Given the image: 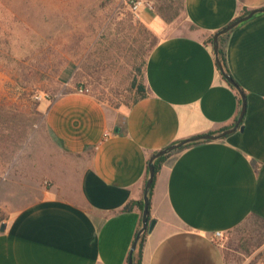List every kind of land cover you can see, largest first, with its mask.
<instances>
[{"label":"crops","instance_id":"obj_1","mask_svg":"<svg viewBox=\"0 0 264 264\" xmlns=\"http://www.w3.org/2000/svg\"><path fill=\"white\" fill-rule=\"evenodd\" d=\"M263 7L264 0H183L193 29L162 35L146 59L147 95L130 107L78 93L67 64L58 76L63 93L38 106L42 129L6 151L0 264H127L149 159L181 140L231 128L238 117L240 96L221 76L206 37ZM137 17L158 32L173 27L147 6ZM223 48L246 98L243 129L166 155L152 187L155 225L142 236L141 264H227L238 247L224 248L213 235L264 225V12L234 27ZM12 137L22 142L25 133Z\"/></svg>","mask_w":264,"mask_h":264},{"label":"rangeland","instance_id":"obj_2","mask_svg":"<svg viewBox=\"0 0 264 264\" xmlns=\"http://www.w3.org/2000/svg\"><path fill=\"white\" fill-rule=\"evenodd\" d=\"M142 1L173 27L151 30L133 13L131 23L118 24L128 12L126 0H0V177L8 147L21 146L42 129L44 111L38 106L63 93L58 76L67 64L75 67L72 79L81 78L77 87L110 108L112 103L126 108L122 105L134 94L127 91L131 80L142 81L135 66L146 59L152 38L158 42L168 32L193 29L183 17L182 0ZM160 13L171 19L165 21ZM139 26L149 34L140 38L141 48L125 39L142 32ZM18 132L25 133L24 141L13 139ZM263 240L264 229L252 223L223 236L224 248L231 245L240 252L228 255L227 264H264Z\"/></svg>","mask_w":264,"mask_h":264},{"label":"water","instance_id":"obj_3","mask_svg":"<svg viewBox=\"0 0 264 264\" xmlns=\"http://www.w3.org/2000/svg\"><path fill=\"white\" fill-rule=\"evenodd\" d=\"M263 12H264V7L249 11L244 16L236 18L235 20L230 22L228 25H226L225 27L221 28L220 30L216 31L213 34V36H212V50L214 53V58H215L217 68H218L221 76L224 78V80L230 86H232L238 92V94L240 96L241 105H240L238 117L236 119L235 124L231 128L225 129V130L218 132L216 134H204V135H200V136H194V137H191V138H188L185 140H181L177 143L171 144V145L163 148L162 150L156 152L149 159V161H148V177H147V180L145 182V186H144V190H143V208H142V216H141V227L138 230V232L136 233V236H135L134 241L132 243L127 264H132V256H133V252L136 249L137 241L144 234H146L147 232H150L155 225V220L150 219V216H149V205H150L149 192L151 190L153 179L155 176L154 161L163 157V156L170 154L172 151H175V150H178V149L184 147L185 145L195 143L198 141H215V140L224 138L225 136L235 132L236 130L242 131L243 127H242L241 123H242V120H243V117H244V114L246 111V98H245L244 93L242 92V90L238 86V84L234 81V79L231 77V75L224 70V68L222 66V63L219 59V42L218 41H219V38L221 36H224L227 33H229L238 24L248 20L249 18H251L256 13H263Z\"/></svg>","mask_w":264,"mask_h":264},{"label":"trees","instance_id":"obj_4","mask_svg":"<svg viewBox=\"0 0 264 264\" xmlns=\"http://www.w3.org/2000/svg\"><path fill=\"white\" fill-rule=\"evenodd\" d=\"M124 5L126 6V10L128 11V12H123V16H124V18H122L121 20H119V22H118V24H120V23H124L125 22V20L127 19V21L129 22V23H131V21H133V19H134V17H133V14H132V12H131V10H130V7H129V0H126V2L124 3ZM181 8H182V10H183V0H182V3H181ZM125 13V14H124ZM248 12L247 11H244L243 12V15H245V14H247ZM128 17V18H127ZM160 17L162 18V19H164L165 21H169L171 18H167V17H165L163 14H161L160 13ZM114 25V24H113ZM193 27V26H192ZM139 28L141 29V31L142 32H137V33H135V34H133V32H132V38H130L129 36V38H125L128 42L130 41V44L131 45H135V44H138L139 43V47L138 48H141L142 46H143V41H144V39H140L141 37H143L144 35H147L148 34V31L146 30V29H144L142 26H139ZM120 31L121 32H123L124 31V35H125V37L128 35L125 31V28H120ZM120 33V32H119ZM126 33V34H125ZM122 35V34H121ZM149 35V34H148ZM228 35V33L226 34V35H224V36H221L220 38H219V59H220V61H221V63H222V66H223V68H224V70L227 72V73H229L230 74V72H229V70H228V67H227V64H226V58H225V52H224V48H223V42H224V40H225V38H226V36ZM146 40V39H145ZM158 42H156L155 41V39L154 38H152V41H151V43L149 44V47L147 48V50H146V52H147V56H146V59H147V57H148V55H149V53L151 52V50L156 46V44H157ZM206 43L208 44V45H210L211 47H212V36H210L209 38H208V40L206 41ZM141 49H139V51H140ZM138 56H140V54L138 55ZM137 56V57H138ZM136 59H138V58H136ZM146 59L144 60L143 59V61H141L140 62V64H138L137 66H135V72H136V74L138 75V76H140V77H142V81L141 80H139L138 81V79L135 77V78H133V80H131V84L129 85V88H127V91L128 92H134V94H133V97H132V99H131V102L130 103H128V104H124V105H122V106H127V107H130L132 104H134V103H136L138 100H140V99H142V98H144V97H146V95H147V89H146V85H145V82H144V67H145V64H146ZM75 82H76V85L78 86L80 83H81V78H79V77H76V79H75ZM128 95L130 96H132V94L131 93H128ZM99 99V98H98ZM100 101H101V99H99ZM110 103H112V102H110ZM113 105V106H112ZM112 107H114V108H118V107H120L121 105H119V104H113L112 103ZM222 130H224V128L222 129ZM183 148V147H182ZM167 158V156H163V157H161V158H159V159H157V160H155V163H154V167H155V174L158 172V170H159V168H160V166L162 165V163L164 162V160ZM154 180H155V176H154V179H153V183H152V187H153V185H154ZM152 187H151V190H150V192H149V199L151 198V194H152ZM131 204H133V203H130V204H128L126 207H125V209H124V211H129V210H131V208H132V206H131ZM137 204H138V207L140 208V210H142V208H143V203H142V201H139V202H137ZM150 207V206H149ZM150 209V208H149ZM149 216H150V212H149ZM256 226H257V228H259V230H263L264 229V225H262L261 223H257L256 224ZM237 230V229H236ZM143 241H144V237H141L139 240H138V242H137V249H136V251L133 253V256H132V264H141V250H142V245H143ZM264 241V240H263ZM229 245V244H228ZM229 246H231V245H229Z\"/></svg>","mask_w":264,"mask_h":264},{"label":"built area","instance_id":"obj_5","mask_svg":"<svg viewBox=\"0 0 264 264\" xmlns=\"http://www.w3.org/2000/svg\"><path fill=\"white\" fill-rule=\"evenodd\" d=\"M142 6H147V7H150L149 4H147L146 2H143L142 0H129V7H130V10L133 14H135L137 16V12L139 10L140 7ZM76 91L78 93H81V94H88V90L85 89V88H82V87H78L76 89ZM223 237V234L220 233V232H216L214 235H213V240L216 241V240H221Z\"/></svg>","mask_w":264,"mask_h":264}]
</instances>
